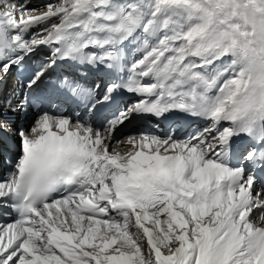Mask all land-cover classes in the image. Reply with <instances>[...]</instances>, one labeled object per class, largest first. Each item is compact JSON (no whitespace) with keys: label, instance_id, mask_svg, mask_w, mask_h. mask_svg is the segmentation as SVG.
<instances>
[{"label":"snow or ice","instance_id":"1","mask_svg":"<svg viewBox=\"0 0 264 264\" xmlns=\"http://www.w3.org/2000/svg\"><path fill=\"white\" fill-rule=\"evenodd\" d=\"M31 4L0 0V264H264V0Z\"/></svg>","mask_w":264,"mask_h":264},{"label":"bare ground","instance_id":"2","mask_svg":"<svg viewBox=\"0 0 264 264\" xmlns=\"http://www.w3.org/2000/svg\"><path fill=\"white\" fill-rule=\"evenodd\" d=\"M33 1H38V0H33ZM39 3H37L36 5H38ZM30 6H32V7H35V5H30Z\"/></svg>","mask_w":264,"mask_h":264}]
</instances>
